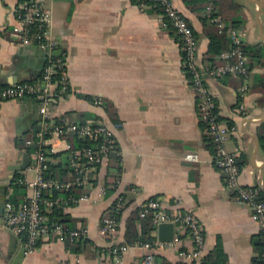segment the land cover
I'll return each instance as SVG.
<instances>
[{"label":"crops","instance_id":"crops-1","mask_svg":"<svg viewBox=\"0 0 264 264\" xmlns=\"http://www.w3.org/2000/svg\"><path fill=\"white\" fill-rule=\"evenodd\" d=\"M217 1L226 22L238 23L244 45H256L264 54V0ZM18 2L0 0V88L39 78L45 63L44 52L35 44L14 43L13 9ZM173 3L193 27L197 62L205 64L208 37L201 13L188 9L183 0ZM47 6L51 34L58 41L54 54L65 60L69 83L67 94L54 102L52 115L106 119L114 127L116 152L96 168L92 186L78 189L85 198L63 208L72 228L85 227L86 236L74 246L52 233L36 249L24 252V238L3 226L2 213L7 198L18 202L32 192L18 181L37 178L24 141L38 127L40 114L32 97L0 100V264H17L16 259L18 264H113L109 250L113 243L128 245L122 264H141L145 248L125 241L126 221L142 202L155 197L165 200L167 212L190 210L197 215L204 228L205 254L220 241L228 264H262V239L250 208L225 187L213 164L214 147L211 151L204 138L181 47L161 26L159 13L132 0H47ZM251 61L249 89L242 98L238 76L205 80L218 116L231 123L225 145L238 151L240 183L264 193V150L258 136L264 121V64ZM97 97L103 100L101 106L93 104ZM238 101L244 104L245 115L237 111ZM187 151L197 152L198 159L185 160ZM58 158L65 161L66 154ZM29 169L34 172L32 178ZM118 194L124 195L126 203L111 239L98 226ZM179 233L174 247L153 251L154 264L199 263L179 258L178 250L191 245L187 232Z\"/></svg>","mask_w":264,"mask_h":264},{"label":"built area","instance_id":"built-area-1","mask_svg":"<svg viewBox=\"0 0 264 264\" xmlns=\"http://www.w3.org/2000/svg\"><path fill=\"white\" fill-rule=\"evenodd\" d=\"M149 3L160 6L161 26H171L179 35V45L182 51L183 65L191 75L190 86L197 98V114L204 125V133L213 144V164L223 177L225 187L232 191L236 199L250 208L251 220L256 224L261 235L260 257L264 264V198L262 191L255 186H245L239 181L240 167L238 151L229 150L225 145L231 127L219 119L216 112L214 97L206 83L207 77L219 78L226 75L241 78L239 98L249 89V58L244 51L243 33L240 27L227 23L218 12L214 0H207L205 13L219 32L229 39V45L222 49L216 59L199 65L197 62L196 38L193 27L186 16L174 5L173 0H142L141 6L149 7ZM14 25L12 27L14 43L19 45L35 44L44 52L45 63L39 78L32 81H17L0 88V100L21 99L32 97L36 99L40 120L32 135L25 139L26 149H31V164L37 170V178L33 182L23 179L18 181L32 190L21 201L7 198L2 213V224L14 235L24 238V252H31L38 243L55 233L59 241L79 242L86 236L87 229L79 226L68 229L61 223H50L49 214L56 208L75 204L85 198V193L79 197L64 196L62 192L74 189L81 191L93 185V173L97 167L107 163L110 155L116 152L114 127L109 121L101 118L77 119L74 117L57 119L52 115L54 102L67 94L69 83L66 77V62L54 54L58 41L51 34V11L47 0H19L13 9ZM93 104L101 106L100 97L93 99ZM237 111L245 115L246 109L242 101L237 102ZM70 137L89 141L79 147L72 146ZM65 153L66 158L59 159L58 154ZM187 161H195L198 154L187 151L184 154ZM59 161L61 163H59ZM51 165L66 167V176L45 177V171ZM99 189L104 191V187ZM58 191L61 194L47 197L45 194ZM126 200L118 194L99 221V232L113 239L117 233L119 217ZM179 201L175 202L178 205ZM163 198H151L142 202L137 208L138 217H151L152 239L145 242L137 241L143 248L141 264H154L153 251L163 247H174L179 239L180 230H185L191 241L188 248L179 249L180 259L200 262L205 255L204 228L197 215L190 210H175L167 212L164 209ZM138 222V221H137ZM171 222L174 225V236L170 241H161L156 235L160 223ZM138 225V223H137ZM154 233V234H153ZM126 243H113L110 246L113 264H122V255L126 251Z\"/></svg>","mask_w":264,"mask_h":264},{"label":"trees","instance_id":"trees-1","mask_svg":"<svg viewBox=\"0 0 264 264\" xmlns=\"http://www.w3.org/2000/svg\"><path fill=\"white\" fill-rule=\"evenodd\" d=\"M135 3L140 4L142 0H132ZM215 4L218 2L217 0H214ZM207 0H183V3L185 6L190 9L191 11H195L197 13H201L200 19L202 20L203 26H205L207 29L206 34L208 37V49H207V57L206 61L211 62L216 59V55L224 48H226L229 45V39L226 36L225 33L219 32L217 27L209 21V18L207 14L205 13V5ZM150 6L147 7V11L154 12V13H161L162 10L159 5L155 3H149ZM234 4V2H233ZM231 24L235 27H238V23L235 21L231 22ZM168 31L170 34H172L175 39L179 42L180 38L179 35L174 31V29L169 26ZM244 51L247 53L249 58V68H251L253 62L251 59H256V61L261 64H264V61H261V58L264 57L263 50H261L256 45H252L250 47H247L244 45ZM184 73L188 79V81L191 80V75L189 73V70L186 67H183ZM227 76V75H226ZM224 77V76H223ZM217 112V110H216ZM111 120L116 123L117 120L114 118V115L110 114ZM219 117V116H218ZM220 119V117H219ZM204 128L203 123L201 124ZM229 126H231V123H229ZM258 136L260 140V146L264 150V121L260 123L259 129H258ZM72 139V146L79 147L84 144H89V141H82L75 139L74 137H70ZM69 138V139H70ZM205 140L208 141L209 148L211 151H213V144L210 142L209 138L206 136L204 137ZM30 151L31 149H27ZM66 167L57 166V165H51L46 171H45V177L49 176H66ZM61 193L58 191H53L52 193H46L45 195L47 197H53L56 195H60ZM73 195L75 197L80 196V192L78 189H74L71 192H62V195L68 196ZM261 198H264V193L262 192ZM71 204V203H70ZM50 223H61L66 226L68 229H73L71 224L72 220L67 217V215L63 212L62 207H56L50 214ZM138 221V228L137 229V222ZM154 229L152 223H151V217L147 216L144 219H140L138 217V212L135 210L127 219L126 221V229H125V241L127 243H134L137 241L145 242L152 239V230ZM78 242L73 244L74 246L77 245ZM76 249V248H75ZM198 264H228L227 263V256L226 253L223 250L222 244L220 241L217 242L216 246L212 251L205 254L202 258V260Z\"/></svg>","mask_w":264,"mask_h":264},{"label":"water","instance_id":"water-1","mask_svg":"<svg viewBox=\"0 0 264 264\" xmlns=\"http://www.w3.org/2000/svg\"><path fill=\"white\" fill-rule=\"evenodd\" d=\"M29 97H24V99H28ZM28 158L27 155H25L24 157V166L27 162ZM22 167V166H21ZM157 232H158V239L161 241H170L173 236H174V225L171 222H163L160 223L157 227ZM23 255V252L21 251L18 255L21 256ZM15 262L18 264L19 261H17V259L15 260Z\"/></svg>","mask_w":264,"mask_h":264},{"label":"rangeland","instance_id":"rangeland-1","mask_svg":"<svg viewBox=\"0 0 264 264\" xmlns=\"http://www.w3.org/2000/svg\"><path fill=\"white\" fill-rule=\"evenodd\" d=\"M33 173H34L33 170L32 169H29V171H28V177L32 178Z\"/></svg>","mask_w":264,"mask_h":264},{"label":"bare ground","instance_id":"bare-ground-1","mask_svg":"<svg viewBox=\"0 0 264 264\" xmlns=\"http://www.w3.org/2000/svg\"><path fill=\"white\" fill-rule=\"evenodd\" d=\"M84 225V224H83Z\"/></svg>","mask_w":264,"mask_h":264}]
</instances>
